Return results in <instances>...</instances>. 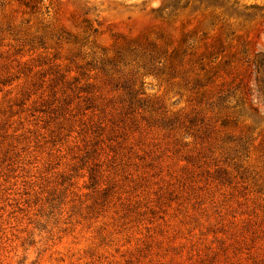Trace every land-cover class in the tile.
Returning <instances> with one entry per match:
<instances>
[{
	"label": "rangeland",
	"instance_id": "1",
	"mask_svg": "<svg viewBox=\"0 0 264 264\" xmlns=\"http://www.w3.org/2000/svg\"><path fill=\"white\" fill-rule=\"evenodd\" d=\"M0 264H264V0H0Z\"/></svg>",
	"mask_w": 264,
	"mask_h": 264
}]
</instances>
